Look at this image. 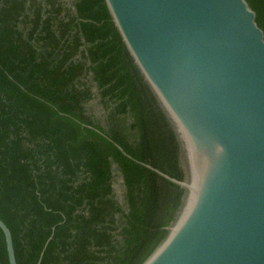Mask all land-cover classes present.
Listing matches in <instances>:
<instances>
[{"label":"trees","instance_id":"trees-1","mask_svg":"<svg viewBox=\"0 0 264 264\" xmlns=\"http://www.w3.org/2000/svg\"><path fill=\"white\" fill-rule=\"evenodd\" d=\"M247 1L264 30V0ZM146 165L188 177L106 0H0V218L17 263L53 236L41 264H143L186 196Z\"/></svg>","mask_w":264,"mask_h":264},{"label":"water","instance_id":"water-1","mask_svg":"<svg viewBox=\"0 0 264 264\" xmlns=\"http://www.w3.org/2000/svg\"><path fill=\"white\" fill-rule=\"evenodd\" d=\"M106 3L177 134L188 176L180 181L146 165L186 196L143 264H264V30L257 13L247 0ZM0 228L10 264H18L1 218Z\"/></svg>","mask_w":264,"mask_h":264},{"label":"rangeland","instance_id":"rangeland-1","mask_svg":"<svg viewBox=\"0 0 264 264\" xmlns=\"http://www.w3.org/2000/svg\"><path fill=\"white\" fill-rule=\"evenodd\" d=\"M115 187H116V190H117L119 197H122L124 187H123V180L121 178L118 179V181L115 184Z\"/></svg>","mask_w":264,"mask_h":264}]
</instances>
